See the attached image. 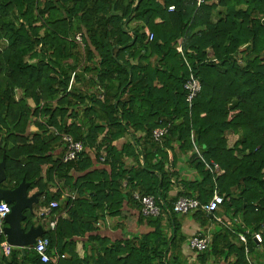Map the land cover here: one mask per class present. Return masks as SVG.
I'll return each instance as SVG.
<instances>
[{
	"label": "trees",
	"instance_id": "obj_1",
	"mask_svg": "<svg viewBox=\"0 0 264 264\" xmlns=\"http://www.w3.org/2000/svg\"><path fill=\"white\" fill-rule=\"evenodd\" d=\"M0 44L3 187L25 180L30 196L50 203L64 178L79 196L67 205L69 219L44 235L50 254L75 252V239L89 235L99 252L94 264H188L173 256L185 242L174 204L182 197L207 204L218 189L224 222L211 252L223 242L238 253L234 264H247V251L264 264V0H0ZM85 76L96 78L93 92ZM191 76L201 87L192 106ZM167 127L156 140L155 130ZM64 135L84 145L78 161H54L53 144ZM183 162L197 178L181 179ZM178 179L184 191L173 197ZM134 193L153 197L160 215L144 217ZM126 200L153 231L115 243L96 235L95 224L119 216ZM229 220L241 223L239 232ZM247 231L262 233L263 243L234 234ZM10 256L2 263L44 264L29 249ZM52 262L90 264L76 256Z\"/></svg>",
	"mask_w": 264,
	"mask_h": 264
},
{
	"label": "crops",
	"instance_id": "obj_2",
	"mask_svg": "<svg viewBox=\"0 0 264 264\" xmlns=\"http://www.w3.org/2000/svg\"><path fill=\"white\" fill-rule=\"evenodd\" d=\"M156 63H157V58H153L152 66L154 67ZM95 79L96 78L92 79V77L85 76V81H89V86H90V81H94ZM74 83H75V74L72 75V79L69 85V91ZM85 85H86V82H85ZM82 86L84 85L81 84L80 87ZM85 87L86 89H88L87 85L82 87V89H85ZM90 87H91L89 88L90 92H93L96 89L93 86H90ZM55 135H50V137H48L47 140L53 141L55 138ZM234 141H235L234 139L230 138V146L233 145ZM124 143L125 141L123 140V141L118 142L117 145L120 148H122ZM2 145H3V137L0 138V146ZM52 152H53L52 154L54 157V161L60 160V158L66 152V147H65L64 142L63 141L54 142ZM181 165L183 168L181 179L183 181L194 180L195 178H197L195 171L190 168L191 165L189 163L185 164V162H183ZM47 169H48V166H45L44 176H43V180L45 182H47V176H46ZM70 176L74 177L75 179H78V177H82L84 176V174L74 172L73 170L71 171ZM58 184L61 186V190H60L61 196L59 197V199L52 200L50 203H48L46 202L45 197H43L42 199L39 198L38 204H41L39 212L32 218H29L30 216H28L31 214L29 210L26 211L28 212V214H26L25 212V215L27 216V221L24 223V228L26 231H29L30 228L33 226L34 227L41 226L44 229V232H45L44 234H46L50 231L55 230V229L54 230L51 229L52 223L58 224L59 220L69 219L67 205L70 201L74 202L75 200L79 198L78 192L74 188L68 186V184L65 183L64 178H57V180L55 181L53 185L54 193L59 191V189L57 188ZM29 188H28V197H31L34 194L30 196ZM182 191H184V187L181 185L178 179L177 185L173 188V191H172L173 197L176 196L177 193H180ZM216 192L219 193L218 189H215L212 194L208 193V196H210L209 202L213 199L214 194ZM194 199H197V198H194ZM53 202H57L59 204V207L50 209L49 212L45 216H41V211L49 208L50 204ZM35 205L37 204H34L33 211H34ZM198 211H195V212H192L186 215L177 214V219H178V223L180 226V234L181 236L185 237V242L182 244L181 252H174L173 256L177 257L181 262L188 263V264H234L237 260L238 253L231 252V251L227 252L223 242L222 244H219L217 241V247L215 249L217 252H211L212 242L214 241V232L220 228V225L217 224L218 222L215 220V218H220L222 222H224L223 221V217H224L223 207L221 206L220 210L217 211L214 215L206 213V215L210 216L212 219V221L208 225L204 224V218L201 215H199ZM139 218H140V215H139L138 207H136L135 204H131L127 202L126 200L124 202V207L119 216L107 217V218H104L103 220H100L99 223L95 224L96 228L98 229V231L96 232V235L109 239L111 242L115 243V242H125V241L135 238L136 236H141V235L145 236L147 234H150L153 231V229L146 223H140ZM238 223L240 222L237 220H234V222L233 220H229V222H227L226 224H229L232 230L238 231L239 229H236ZM250 232H253V231H250ZM256 233H260V232H256ZM198 234H201L204 237H208L210 239L209 248L208 250H206L207 252H198L191 248L189 241L191 240L192 237L197 236ZM88 236L89 235H87L83 239L76 238L75 239L76 240L75 252H63L62 255L65 256V258H61L60 257L61 255L59 252L53 251L50 254L52 260H57L59 262L60 260H67V259L69 260V258L76 256V258L80 261L87 260L90 264H94L95 263L94 261L97 259L96 254H98L99 252H92L93 245L89 243ZM220 239H221L220 237L217 238V240H220ZM5 242H7L6 237H5L4 243ZM2 244L0 245V264H3L2 263L3 257H5L6 259L11 258V256L9 257L4 254ZM256 244L257 246H259L258 243ZM28 249L29 247L25 249L13 247L12 251L28 250Z\"/></svg>",
	"mask_w": 264,
	"mask_h": 264
},
{
	"label": "built area",
	"instance_id": "obj_3",
	"mask_svg": "<svg viewBox=\"0 0 264 264\" xmlns=\"http://www.w3.org/2000/svg\"><path fill=\"white\" fill-rule=\"evenodd\" d=\"M171 10H174V7L170 8ZM151 40L153 37L151 36ZM177 50L180 53H183V48L180 45ZM185 90L187 91V99L192 106L193 101L198 97V95L201 92V87L198 83V81L195 79L194 76H191L190 80H188L185 84ZM167 128H161L156 129L154 132V138L156 140H161L166 134H168ZM63 142L66 147V152L63 156V162H75L78 161L80 158V155L84 152V145L81 142L75 141L71 136L64 135L62 136ZM198 156L202 158L201 153L199 150H197ZM215 168V171L220 173V167L216 164H212ZM208 168H210V165H206ZM133 198L139 202L141 206V212L144 217H156L159 216L161 213L160 207L157 205L155 199L150 196H142L139 193H134ZM74 199V198H73ZM224 204V197L220 195L218 192L214 194L213 199L207 203L203 204L198 199H191L182 197L180 198L175 204H174V212L181 215L190 214L192 212L202 210L207 214H215L217 211L220 210L221 206ZM59 204L57 202H53L50 204L49 208L44 209L41 211V216H45L50 209L58 208ZM11 213V206L5 202L0 203V235H4V228L6 226L5 219L7 216ZM215 220L218 223H223L220 218H215ZM56 223L51 224V229L56 228ZM227 227L229 230H232L231 226L227 224ZM236 236L239 237V240L241 242L247 243V235H250L253 240L258 243H263V238L261 233L256 232H248L246 234H239L238 232L235 233ZM189 244L192 249L203 252L209 248L210 245V239L208 237H204L201 234H198L197 236H194L189 241ZM50 245L51 242L46 237H41L37 240L36 244L29 247V250H33L35 253H37L41 259V262L44 264H54L52 262V258L50 255ZM3 252L6 256H10L12 254L13 247L9 245L7 242L2 244ZM61 258H65V256L61 255ZM247 257V264H254L253 261L250 259L249 252H246Z\"/></svg>",
	"mask_w": 264,
	"mask_h": 264
},
{
	"label": "water",
	"instance_id": "obj_4",
	"mask_svg": "<svg viewBox=\"0 0 264 264\" xmlns=\"http://www.w3.org/2000/svg\"><path fill=\"white\" fill-rule=\"evenodd\" d=\"M6 160L3 158L0 163V203L5 202L11 205V213L5 219L4 235L7 243L12 247L25 249L36 244L37 240L45 234L43 227H31L29 231L24 228L27 221L25 212L34 213V204L39 203L41 193H36L28 197L30 184L25 180L14 189H5L3 184L6 182Z\"/></svg>",
	"mask_w": 264,
	"mask_h": 264
},
{
	"label": "rangeland",
	"instance_id": "obj_5",
	"mask_svg": "<svg viewBox=\"0 0 264 264\" xmlns=\"http://www.w3.org/2000/svg\"><path fill=\"white\" fill-rule=\"evenodd\" d=\"M214 20H215V21H217V19H216V18H215ZM246 47H247V46H244V47H243V49H245ZM2 48H3V46H1V44H0V50H2ZM238 57H239V58H241V55H240V54H238ZM32 105H33V103H32Z\"/></svg>",
	"mask_w": 264,
	"mask_h": 264
}]
</instances>
